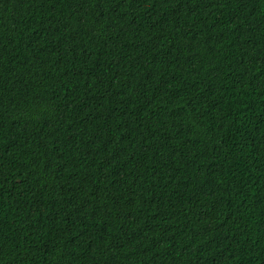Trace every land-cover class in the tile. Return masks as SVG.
I'll list each match as a JSON object with an SVG mask.
<instances>
[{
	"label": "trees",
	"instance_id": "obj_1",
	"mask_svg": "<svg viewBox=\"0 0 264 264\" xmlns=\"http://www.w3.org/2000/svg\"><path fill=\"white\" fill-rule=\"evenodd\" d=\"M0 264H264V0H0Z\"/></svg>",
	"mask_w": 264,
	"mask_h": 264
}]
</instances>
